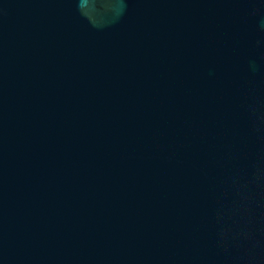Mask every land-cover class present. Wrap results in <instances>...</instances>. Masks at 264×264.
Wrapping results in <instances>:
<instances>
[{
  "label": "water",
  "instance_id": "water-1",
  "mask_svg": "<svg viewBox=\"0 0 264 264\" xmlns=\"http://www.w3.org/2000/svg\"><path fill=\"white\" fill-rule=\"evenodd\" d=\"M0 264H264V0H0Z\"/></svg>",
  "mask_w": 264,
  "mask_h": 264
}]
</instances>
